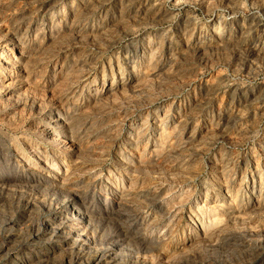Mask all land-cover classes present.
<instances>
[{
    "label": "rangeland",
    "instance_id": "374dc122",
    "mask_svg": "<svg viewBox=\"0 0 264 264\" xmlns=\"http://www.w3.org/2000/svg\"><path fill=\"white\" fill-rule=\"evenodd\" d=\"M0 264H264V0H0Z\"/></svg>",
    "mask_w": 264,
    "mask_h": 264
},
{
    "label": "bare ground",
    "instance_id": "6f19581e",
    "mask_svg": "<svg viewBox=\"0 0 264 264\" xmlns=\"http://www.w3.org/2000/svg\"><path fill=\"white\" fill-rule=\"evenodd\" d=\"M20 240H21V239H20ZM57 245H58V244H57ZM10 246H12V245H10ZM10 248H11V247H10ZM10 248H9V249H10ZM39 262H40V261H39Z\"/></svg>",
    "mask_w": 264,
    "mask_h": 264
}]
</instances>
